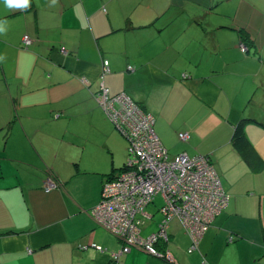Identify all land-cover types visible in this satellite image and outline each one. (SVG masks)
I'll return each mask as SVG.
<instances>
[{
  "label": "crops",
  "instance_id": "crops-1",
  "mask_svg": "<svg viewBox=\"0 0 264 264\" xmlns=\"http://www.w3.org/2000/svg\"><path fill=\"white\" fill-rule=\"evenodd\" d=\"M0 21V264H165L138 248L117 257L123 243L92 217L129 146L98 101L103 88L152 112L171 153L206 156L223 177L230 201L192 253L170 222L172 263L264 264V181L250 178L264 170L232 142L245 118L251 142L264 139V0H0ZM232 26L254 37L249 47ZM156 212L143 236L164 222Z\"/></svg>",
  "mask_w": 264,
  "mask_h": 264
},
{
  "label": "built area",
  "instance_id": "built-area-1",
  "mask_svg": "<svg viewBox=\"0 0 264 264\" xmlns=\"http://www.w3.org/2000/svg\"><path fill=\"white\" fill-rule=\"evenodd\" d=\"M30 42V37L25 36V45ZM104 65L108 66L107 60ZM102 97L111 105L110 114L104 109L107 115L130 141L126 165L107 180L101 202L92 210L95 221L125 242L117 257L131 248L161 255L155 244L160 239H169L164 223L175 216L182 220L198 244L213 219L230 200L215 166L202 155L181 153L171 158L152 127V115L145 113L128 94L110 95L108 89L103 88L97 97L99 102ZM145 126L148 127L145 129ZM136 127L140 128L137 137L133 130ZM179 136H185V139L189 134L185 132ZM133 149L136 152H132ZM204 160L210 167L208 171L199 167V162ZM207 177L211 178V183ZM54 186L55 182L49 179L46 188ZM157 194L163 198L161 212L165 220L157 232L143 236L142 223L150 217L146 207ZM209 205L210 210L205 212ZM94 246L103 250L97 244Z\"/></svg>",
  "mask_w": 264,
  "mask_h": 264
},
{
  "label": "trees",
  "instance_id": "trees-1",
  "mask_svg": "<svg viewBox=\"0 0 264 264\" xmlns=\"http://www.w3.org/2000/svg\"><path fill=\"white\" fill-rule=\"evenodd\" d=\"M220 1V0H219ZM229 26V25H228ZM231 28H233V29H236V30H238L240 33H241V42H243V45L245 46L246 44H248L247 45V47H249L250 46V42H252V38L250 37V35L248 34V32H246L245 30H244V28H242V27H239V28H237V27H235V26H232ZM31 43V42H30ZM30 43H29V45H30ZM29 45H27V46H29ZM242 48V47H241ZM108 61V60H107ZM195 63H193V65H194ZM101 92H99V93H97V95L98 94H100ZM125 93V92H124ZM127 94V93H126ZM116 95V94H115ZM130 96V95H129ZM131 97V96H130ZM132 98V97H131ZM132 100L134 101V103H136V104H138L139 106H141L142 107V105L140 104V102H138V101H136L134 98H132ZM142 109L145 111V113H147V114H151L152 115V117H153V119H155L154 118V115H153V113L152 112H150V111H147V110H145L143 107H142ZM109 117V116H108ZM109 119H111L110 117H109ZM111 121H112V119H111ZM246 121H248V118L246 119H242L241 120V122H239V124H237V126H236V128H235V130H234V134H233V138H232V142H233V145H234V148L240 153V155L245 159V161L251 166V168H252V171L254 170V171H259V172H261L262 170H264V159L261 157V156H259V154L257 153V151H256V149H255V147H254V145L252 144V142H251V140L248 138V136H247V134H246V130H245V122ZM114 123V122H113ZM154 124H155V122H153L152 123V127H153V129H154V131H155V133H156V135L158 136V134H157V132H156V130H155V127H154ZM125 137H126V135H124ZM127 138V137H126ZM158 138H159V140H160V142H161V144L167 149V147L165 146V144L163 143V141L161 140V138L158 136ZM128 139V138H127ZM189 141V139L187 140V142ZM167 151H169V149H167ZM169 153V156L171 157V158H174V157H176V156H178L179 154H181V153H179V154H171L170 153V151L168 152ZM182 153H184V152H182ZM129 153H128V157H127V161H128V159H129ZM190 156H192V155H190ZM193 156H195V155H193ZM127 163V162H126ZM126 163H125V165H126ZM216 169V168H215ZM219 174V173H218ZM220 176V175H219ZM52 177H54L52 174H49L48 175V177H46L44 180H43V186L45 185V181L46 180H48L49 178L51 179ZM111 177H112V175H111ZM111 177H108L107 179H105L104 180V182H103V186H102V195H103V188H104V186H105V183L107 182V180H109V179H111ZM220 178H221V176H220ZM221 181H222V179H221ZM55 182V181H54ZM222 184H223V182H222ZM46 187V186H45ZM223 187H224V185H223ZM224 189H225V187H224ZM226 191V190H225ZM226 193H227V191H226ZM228 195H229V193H227ZM230 196V195H229ZM102 199V198H101ZM163 199V198H162ZM155 201H156V198H154V200L150 203V204H152L153 202L155 203ZM100 202H101V200H100ZM150 204H148V205H150ZM156 204V203H155ZM162 206H163V202L160 204V205H157V208L159 209V211H161V208H162ZM148 207V206H147ZM146 207V208H147ZM174 218H176V216L175 217H173V218H171V219H166L165 220V222L166 223H164L165 224V229H166V231L168 232V237H169V231H168V229H169V225H170V222L172 221V219H174ZM180 221H181V223L183 224V222H182V220L181 219H179ZM145 222V221H144ZM143 222V223H144ZM143 223H142V225H143ZM212 223V222H211ZM211 225V224H210ZM163 226V225H162ZM185 230H186V232H187V230L188 229H186L185 228ZM262 231H263V235H264V226H263V228H262ZM111 232V231H110ZM114 234V233H113ZM117 237L121 240V242L123 243V246H124V244H125V242H123V240H122V238L121 237H119V235H117ZM232 238V240H233V237H231ZM169 240V239H168ZM167 240V241H168ZM165 242V241H163V240H159L155 245H156V247L158 248V250H159V252L161 253V255H155V256H160L161 258H163V259H165V258H167L168 260H170L169 258H168V251L166 250L168 247L166 246L167 245V243L168 242ZM100 246V245H99ZM123 246H122V248H123ZM101 247V246H100ZM133 248H131V250H132ZM99 250H102V249H99ZM104 250V249H103ZM130 250V251H131ZM140 250V249H139ZM194 250V249H193ZM193 250H190L189 249V251L192 253V251ZM129 251V252H130ZM127 253V252H126ZM124 254V253H123ZM154 255V254H153Z\"/></svg>",
  "mask_w": 264,
  "mask_h": 264
},
{
  "label": "rangeland",
  "instance_id": "rangeland-1",
  "mask_svg": "<svg viewBox=\"0 0 264 264\" xmlns=\"http://www.w3.org/2000/svg\"><path fill=\"white\" fill-rule=\"evenodd\" d=\"M216 2H217V0H216ZM246 16V15H245ZM195 25L194 24H191V25H189V28H191V27H194ZM239 28V27H238ZM245 30V29H244ZM246 31V30H245ZM247 32V31H246ZM204 33V31L202 30L201 32H199L198 33V35L199 34H203ZM248 34H249V32H248ZM192 36L193 38L194 37H196L197 36V33H195L194 31H192V30H190L189 29V31H188V36ZM250 35V34H249ZM26 36H28V35H26ZM29 37V36H28ZM251 37H252V39L254 40V37L251 35ZM24 38H25V36L23 37V42H24ZM25 44V43H24ZM250 44H251V42H250ZM29 45V44H28ZM233 45L234 46H236V44L235 43H233ZM27 46V45H26ZM244 46V45H243ZM244 47H246V45L244 46ZM232 48V47H231ZM61 51H62V53H64V54H67L68 53V51H66L65 49H61ZM209 52V50L208 51H205V48H204V53L205 54H207ZM240 53V52H239ZM109 69H108V66L107 67H105V72L106 71H108ZM98 100H99V98H98ZM100 101V100H99ZM107 101H108V99H107ZM106 100H105V97H102V100H101V105H103L104 106V109H106L107 110V112L110 114V110H111V105H109L108 104V102H107ZM119 101H121V100H119ZM124 104V103H123ZM106 110H105V113L107 114V112H106ZM108 116V115H107ZM105 119L106 120H108L107 119V117H105ZM111 120V119H110ZM75 121H76V119H73L70 123H75ZM97 123H107V122H105V121H103V120H98V121H96ZM96 122H91V123H96ZM110 122V121H109ZM114 124H115V122H114ZM124 125H126V124H124ZM120 130H121V132H122V129L119 127V126H117ZM148 126H145L144 128L146 129ZM139 129L140 128H138V127H136V128H133V130H134V136H136L137 137V134H138V132H139ZM144 129V130H145ZM124 131V130H123ZM179 134V133H178ZM190 136V135H189ZM189 136L187 137V138H185V139H183L185 136H179L180 137V140L181 141H183V142H187V140L189 139ZM152 138H154V136H152ZM253 138H255V139H252V144L254 145V147H255V149H256V151H257V153L259 154V156H261L262 154H261V152H259V150L257 149V147L258 148H263V150H264V139H262V136H261V134H255L254 136H253ZM128 142H129V145H130V141H129V138H128ZM99 145V144H98ZM127 150H128V152H127V156H126V160H125V162H124V164H123V166L125 165V163L127 162V157H128V153H130V151H129V149H128V147H127ZM132 152H136V150L135 149H133L132 150ZM169 152V151H168ZM171 153V152H170ZM171 154H173V153H171ZM87 155H89V156H94L92 153H87ZM100 155L102 156V158L103 159H105V160H107V158H106V154H104V153H100ZM180 156V155H179ZM261 157H263V156H261ZM248 164V163H247ZM247 164H245V165H247ZM249 165V164H248ZM250 166V165H249ZM199 167H202V169L203 170H207L208 171V169H210V167H208L207 165H206V162H205V160H204V162H202V161H200L199 162ZM263 171V170H262ZM236 172H238V173H241V174H243V175H241V176H238L237 177V179H239L240 177H242V178H244L245 176H247L248 175V173H250L251 171L249 170V168H245V169H241V168H237V171ZM116 173V172H115ZM114 173V174H115ZM252 173V172H251ZM253 176L254 177H250L252 180H259L260 179V181H264V175L262 174V175H255V174H253ZM248 177L249 176H247L246 177V180H248ZM208 178V181L211 183V178L210 177H207ZM222 180H223V177H222ZM239 183H241V184H243V182H242V180L239 182ZM244 185V184H243ZM107 192V191H106ZM155 198H156V201H155V203L153 202L152 204H150V205H148V207H147V211L148 212H156L157 211V205H160L162 202H163V199H162V196H161V194H157V195H155ZM230 201V200H229ZM226 208V206L219 212V213H221L224 209ZM94 210V209H93ZM208 210H210V205L206 208V210H205V212H207ZM159 211H157L156 212V215H155V218L154 219H156V220H158V218L160 219V217H158L160 214L158 213ZM93 213V212H92ZM219 213L217 214V215H219ZM180 218L178 217V216H176V218H174V220H172L171 222L172 223H175L176 221H179L180 222V220H179ZM146 220V223L145 224H143L144 225V231L143 232H146L145 231V228H147V226L148 225H150V224H155L156 225V222H152V221H149V218H146L145 219ZM148 221V222H147ZM97 222V221H96ZM98 223V222H97ZM181 223V222H180ZM101 224H102V222H101ZM181 225H183L184 227L183 228H186V226L184 225V224H181ZM179 226H180V224H179ZM156 227L154 226V229H155ZM106 229V228H105ZM187 229V228H186ZM110 233V232H109ZM187 233L189 234V236L191 237V240H192V244H191V241H190V245H191V247H190V245H189V247H190V250H193V249H195L196 247H197V242L195 241V239L192 237V235H191V233H190V231L189 230H187ZM111 234L114 236V237H117L115 234H113L112 232H111ZM166 242V241H165ZM104 249V248H103ZM140 251H143L142 253H144V254H146L147 256H154V255H152V254H149V253H147L146 251H144V250H140ZM196 252V251H195ZM168 256H169V254H168ZM171 256V255H170ZM154 257H157V258H159V259H161V260H163L164 262H165V264H174V263H172V261H173V258L171 259V261L170 260H168L167 258H165V259H163V258H161L160 256H154Z\"/></svg>",
  "mask_w": 264,
  "mask_h": 264
},
{
  "label": "clouds",
  "instance_id": "clouds-1",
  "mask_svg": "<svg viewBox=\"0 0 264 264\" xmlns=\"http://www.w3.org/2000/svg\"><path fill=\"white\" fill-rule=\"evenodd\" d=\"M4 4L8 9H22L30 5V0H4ZM5 24H7V21H0V34L7 31L4 27Z\"/></svg>",
  "mask_w": 264,
  "mask_h": 264
}]
</instances>
